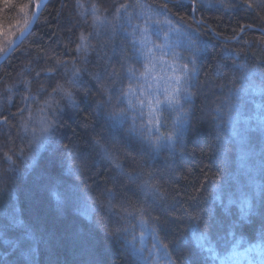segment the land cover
Segmentation results:
<instances>
[{
	"label": "trees",
	"instance_id": "16d2710c",
	"mask_svg": "<svg viewBox=\"0 0 264 264\" xmlns=\"http://www.w3.org/2000/svg\"><path fill=\"white\" fill-rule=\"evenodd\" d=\"M37 2L12 0V4L6 7L0 0V44H6L9 37L16 38L25 17L32 15ZM127 2L130 0H79L84 5L81 9L76 7L77 0H47L24 40L0 65V111L5 115L17 113L24 106L22 97L31 95L35 99L27 104L38 121L45 114L40 109L45 108V101L57 83L72 91L76 102L73 107L60 95H54L60 105V127L34 157L28 151L27 140L31 138L32 127L37 128L36 134L39 135L38 124L30 123L28 136L18 135L19 116L10 119V128L0 127V189H3L0 191V264H139L131 258L123 238L118 239L109 233L123 226L121 217L125 209L135 211L148 205L135 184L122 180L124 187L114 189L111 211L101 206L108 204L110 197L105 189L113 188L112 177L116 173L93 144L97 133L104 137L105 146L127 171L139 165L145 178L149 172L154 174L152 182L167 189L170 198L180 194L172 216H178L181 207L196 210L204 207L206 211L201 216L213 225L209 242L219 240L217 252L221 257L231 252L237 239L242 240L237 249L240 255L224 264H254L259 260L255 249L247 252L246 249L260 243L264 233V219L260 212L264 206V131L258 121L264 112V32L261 31L264 29V3L261 0H225L228 4L261 3V7L254 11L244 7L226 9L198 4L193 17L189 0H142L146 5H168L167 16L159 19H171L178 30L162 25L159 35L153 33L151 40L164 46L169 53L165 59L169 62L173 52L190 56V41L199 40L207 45V51L199 58V73L189 89L190 99L185 100L181 92L177 111L165 109L167 119L160 129L163 133L172 130L178 112L186 113L187 126L182 142L175 146V166L170 168L172 155L164 141L152 147L139 135L129 133L133 113L129 112L115 129L110 127L113 121L106 119L109 113L119 112L126 106L118 104L116 96L120 95L121 89L127 88L129 81L123 78L121 82H114L109 79L105 67L108 71L113 68L120 71L121 56L125 54L121 49L132 55L123 32L112 31L116 8ZM208 2L215 4L217 0ZM24 3L29 4L27 13L18 9V5ZM93 4L98 9L97 15L107 18L108 24L93 27ZM82 11L87 15L81 17L79 13ZM201 19L217 35L209 32L206 25L195 24V20ZM241 25L252 27H245L241 33ZM125 30L131 31L130 28ZM81 33L85 36L91 34L87 42L93 50L88 53L87 63L81 59L83 53L80 56L76 53ZM233 36L237 38L232 39ZM101 45L105 47L102 49ZM113 47L115 56L112 55ZM57 61L66 62L67 69L57 68ZM185 62L177 61V65ZM129 63L138 70L137 75L143 71V61ZM74 64L76 68L84 69L79 87L68 83ZM217 64L227 65L219 75ZM233 65H246L251 70L248 78L242 80L240 77L244 73ZM48 70H54L53 74H48ZM154 74L164 73L157 67ZM167 74L171 75L170 69ZM25 81L29 82L28 89L24 87ZM41 86L45 87L43 93L39 91ZM106 86L113 89L112 102L98 113L95 104L107 98L103 91ZM7 88H12V92L8 93ZM230 89L244 90L235 91L231 96L237 108L234 109V119L226 123L227 104L221 102L229 99ZM9 96L12 97L11 104L8 103ZM218 105L221 107L219 115ZM258 105L261 106L259 109ZM46 113L50 115V110L46 109ZM27 117L28 111H25L24 118ZM85 117L87 127L84 126ZM136 117L135 128L147 135V109L144 117L138 112ZM157 135L152 133L153 141ZM20 148L25 150V158L14 156L15 167L8 170L4 152L9 149L15 152ZM70 154L79 155L80 159H69ZM190 196L197 197V200H190ZM245 200H250L255 212L242 220L241 207ZM149 211L152 216L164 218L158 206L149 207ZM12 213L19 218L20 224L9 226ZM187 223L185 219L183 223L177 221L166 225L160 233L162 242L170 245L168 250L177 264H180L177 258L182 254L188 256V241L181 240ZM225 233L233 235L221 239ZM29 240L38 242L35 250L30 255L21 256V246L25 253L29 252L26 243ZM151 243V238L147 237L145 248L151 247ZM214 264H220V261Z\"/></svg>",
	"mask_w": 264,
	"mask_h": 264
},
{
	"label": "snow or ice",
	"instance_id": "6c2138e0",
	"mask_svg": "<svg viewBox=\"0 0 264 264\" xmlns=\"http://www.w3.org/2000/svg\"><path fill=\"white\" fill-rule=\"evenodd\" d=\"M192 7V15L195 16V13L199 6H214V7H244L248 10L254 11L256 8L261 7V3H264V0H261V3H252L247 2L245 4H228L225 3V0H217V3L210 4L208 0H189ZM4 5L7 7L12 4V0H3ZM42 0L36 3V12H33L32 15L26 16L23 25L20 29V36L16 39L9 37L6 44H0V53H6L7 51L12 50L13 46L18 39L23 38L31 29L33 23L38 19L37 12L41 7ZM16 6V5H13ZM77 8H84V5L79 3L77 0ZM167 3L161 4L159 6L146 5L142 3V0H130V2L122 3L115 10V25L112 28L113 33L123 32L124 36L128 39L132 55L129 56L126 54V49H121V52L125 53L121 56L120 60V71H117L113 68L111 71H108L105 67V71L109 79H112L114 82H121L123 78H127L129 85L125 89H121L120 95L116 96V102L118 104L123 103L126 105L119 112L109 113L106 119L113 121L111 124V129L117 128L118 124L121 123L126 115L131 112L133 126L129 128V133L133 135H139L140 139L143 142H147L152 147H157L160 141H164L170 149L172 155V162L169 163V167L173 168L175 166V146L182 142L183 135L186 129L185 116L186 113L183 111L178 112L176 120L173 121V128L168 133H163L160 131L162 127L165 126L164 121L167 119L165 116V109H171L177 111V107L180 104L179 96L180 93H184V99L189 100L191 93L189 89L192 87L194 79L199 73V58L200 56L207 51V45L202 41H190L189 50L191 52L190 56H182L179 53H171L169 62L165 57H169V53L164 50V46L156 44L151 40L153 33L159 35L161 26L167 25L170 30H178L174 28L171 19L165 18L164 20L159 19L161 16H167ZM19 12L27 13L29 9V4L24 3L18 5ZM91 12L93 15V27H100L109 23L107 18H101L97 15L98 9L95 4L92 5ZM81 17L87 15L86 11L79 13ZM138 21L134 23L133 21ZM182 22V21H181ZM197 26L206 25V22L201 20H195ZM2 27V25H0ZM209 32H213V29L210 26H207ZM245 27H252V25H241L240 32L242 33L245 30ZM126 28H130L131 31H126ZM264 32V29H261ZM192 34L196 35L195 30H192ZM91 34H89L90 36ZM96 35H100L99 32H96ZM89 36H85L81 33L79 37V43L76 47V53L80 56L83 53L81 59L84 63L88 62V53L92 51V47L88 44ZM236 36H233L232 39H236ZM105 46L101 45L103 49ZM159 53V55L157 54ZM98 55H100L98 53ZM112 55H116L115 47H113ZM235 55L238 57L240 54L237 52ZM111 59V58H109ZM186 61L185 63H180L177 65V61ZM130 61H143V71L137 75L138 70L129 63ZM234 67H239L244 73L240 78L246 80L248 74L251 71L247 68L246 65H233ZM65 67L67 69L66 62L57 61V68ZM157 67L160 68V71L164 73L163 75L154 74ZM225 64H217L216 72L219 75L221 71L226 68ZM171 70V75L167 74L168 70ZM84 69L76 68L75 64L72 69V78L68 83L72 86L79 87L82 83L81 75ZM54 70H48V74H53ZM178 73V74H177ZM40 73L37 72V76ZM97 78H99V73H97ZM262 79H264V74H262ZM141 82L133 84L132 82ZM154 82V86H153ZM163 85V86H162ZM147 86V87H145ZM25 89L29 88V82H24ZM221 88L224 86L221 85ZM244 89H230L229 90V99L227 101H222L221 104H227V115L228 119L226 123H231L234 119L235 113L234 109L237 108V105L231 101V96L235 91H242ZM8 93L12 92V88H7ZM40 93L45 91V87L41 86L39 89ZM107 94L106 99H101L95 104L96 111L101 112L105 105L112 102V92L111 87H105L103 90ZM54 95H60L63 100H66L73 107L76 106V102L73 99L72 91L66 89L63 84L57 83L56 86L52 89V92L49 93V99L45 101V108H41L40 112L45 113L41 118L36 121L33 117V113L28 106L27 102L35 99L31 95H25L22 97L24 106L19 108L17 113L5 115L0 111V127H11L9 124L10 119L15 118L16 116L20 117V122L18 125L19 132L24 136L29 134V125L30 123H36L39 125V135H37V128H31V138L27 140L28 151L31 156L34 157L36 151L44 146V142L48 141L49 138L54 137L57 129L60 127L58 120V110H60V105L55 101ZM162 97V98H161ZM8 103H12V97H8ZM258 109L261 106H257ZM46 109L50 110V115L46 113ZM145 109H147V124L146 131L147 135L139 133L135 128V119L136 113L138 112L140 117H144ZM28 111L27 119L24 118V112ZM221 112L220 105L217 106V113ZM259 127L264 131V112L258 117ZM84 126L87 127V117L84 118ZM152 133H157L156 140H152ZM9 138H11V133L9 132ZM220 134H217V139L219 140ZM104 141V142H102ZM107 141L104 140V137L100 134H96V138L93 140V144L99 148L100 153L104 160L108 161L112 168L115 170L116 175L112 177L113 188H107L105 191L110 197L107 205H101L106 207L108 211H111L112 200L114 189L124 187L121 184L122 180L128 181L129 184H135L137 190L144 196L146 204L148 206H141L135 211H127L125 209L124 215L121 217L123 220V226L116 227L112 232L109 233L111 236H115L118 239L123 238L124 245L130 249V256L139 264H177V260H173L169 252V244L163 243L161 240L160 233L164 231L166 225L175 224L177 221L183 223L186 219L188 221L181 240H187L188 244V256L178 257L180 264H214L216 261H220V264H224L225 261H231L234 257L239 256L240 253L237 251L242 240L237 239L232 245L231 252L221 257L217 252V246L219 240L215 242H209L211 238L213 225L209 220H204L201 216V213L206 211L204 207H199L198 210L191 207H181L179 209L178 216H172V211L175 210L176 204L179 203L177 197L180 195L176 193L175 196H169L167 189H163L161 185L153 183L152 172L147 173V178L143 169L137 165L133 167L131 171H127L125 166L117 159L116 155L106 147ZM129 148L131 145H127ZM24 159L25 150L23 148L18 149L13 152L12 149L5 151L3 154L4 160L8 163L9 169L12 170L15 167L16 161L13 157ZM69 159H80L79 155H71ZM79 171V168L77 169ZM139 181V183H137ZM259 187V186H258ZM3 191V189H0ZM197 192L200 189H196ZM171 199V203H169ZM190 200H197V197L190 196ZM207 201H204L206 204ZM231 203V202H230ZM160 207L164 213V218L161 216H152L149 211V207ZM255 209L252 207L250 200H245L243 206L241 207V219L247 218L250 214H254ZM261 217L264 219V206H262ZM21 221L14 213L10 214L9 226H16L20 224ZM203 224V227H201ZM137 229H139V235L137 236ZM27 235V234H26ZM232 233H225V237L221 239H227L232 236ZM129 236L131 237L129 239ZM147 237H150L152 240L151 247L145 248V240ZM167 233H165V238ZM139 241V244H137ZM28 244L29 252L25 253L21 246V256L30 255L34 250L35 246L38 243L34 240L26 241ZM172 244H176V241H172ZM16 245L13 244V247ZM255 249L259 257L258 262L254 264H264V233L261 234V242L255 245H252L250 248L246 249L247 251H252ZM147 252V254H146Z\"/></svg>",
	"mask_w": 264,
	"mask_h": 264
},
{
	"label": "water",
	"instance_id": "95a60500",
	"mask_svg": "<svg viewBox=\"0 0 264 264\" xmlns=\"http://www.w3.org/2000/svg\"><path fill=\"white\" fill-rule=\"evenodd\" d=\"M39 2H40V0H39ZM45 2H46V0H42V4H41V7L39 8V10H38V12H37V15H39V13L41 12V10L43 9V7H44V4H45ZM37 11V9L35 8V10H34V12H36ZM37 20V19H36ZM36 20H35V22H36ZM34 22V23H35ZM34 23H33V25H34ZM33 25H32V27H33ZM31 27V28H32ZM28 34V33H27ZM26 34V35H27ZM263 35H264V33H262ZM26 35L23 37V38H20V39H18L17 40V42L15 43V45L13 46V48H12V50H10V51H7L6 53H2L1 55H0V65L3 63V62H5V60L12 54V52L20 45V43L24 40V38L26 37ZM20 36V33L16 36V38L17 37H19ZM15 38V39H16Z\"/></svg>",
	"mask_w": 264,
	"mask_h": 264
},
{
	"label": "bare ground",
	"instance_id": "6f19581e",
	"mask_svg": "<svg viewBox=\"0 0 264 264\" xmlns=\"http://www.w3.org/2000/svg\"><path fill=\"white\" fill-rule=\"evenodd\" d=\"M38 2H39V0H38ZM46 2H47V0H46ZM46 2H45V3H46ZM44 5H45V4H44Z\"/></svg>",
	"mask_w": 264,
	"mask_h": 264
}]
</instances>
